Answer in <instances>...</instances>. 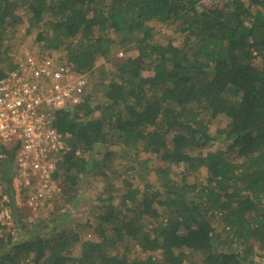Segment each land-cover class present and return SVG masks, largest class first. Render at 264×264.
Here are the masks:
<instances>
[{"label":"trees","instance_id":"16d2710c","mask_svg":"<svg viewBox=\"0 0 264 264\" xmlns=\"http://www.w3.org/2000/svg\"><path fill=\"white\" fill-rule=\"evenodd\" d=\"M45 19L46 49L62 51L76 75L90 74L85 101L55 121L71 140L57 173L72 186L68 201L94 168L120 173L116 153L98 158L111 146L124 150V188L84 227L60 230L48 219L32 238L13 240L15 216L29 211L14 200L17 148H5L0 182L15 212L0 236V264H264V0H0V79L16 68L18 27ZM151 23L176 24L182 44L159 43ZM119 48L138 55L95 70ZM139 153L161 163L144 191L131 175ZM173 166L185 174L179 182ZM81 229L97 242L81 241ZM130 250L145 257L133 261Z\"/></svg>","mask_w":264,"mask_h":264},{"label":"built area","instance_id":"2783aa9c","mask_svg":"<svg viewBox=\"0 0 264 264\" xmlns=\"http://www.w3.org/2000/svg\"><path fill=\"white\" fill-rule=\"evenodd\" d=\"M14 59L16 68L0 79V166L5 148L16 147L15 205L37 213L63 193L57 173L71 140L57 130V112L85 101L89 78L47 52L22 49ZM12 205L0 192V236L13 219Z\"/></svg>","mask_w":264,"mask_h":264},{"label":"rangeland","instance_id":"374dc122","mask_svg":"<svg viewBox=\"0 0 264 264\" xmlns=\"http://www.w3.org/2000/svg\"><path fill=\"white\" fill-rule=\"evenodd\" d=\"M204 2L210 4L209 1ZM46 21L47 19H45L38 25H34L33 23H30L29 20H26L22 25H20V27H18L15 38L10 43L11 53L14 55V57L22 49H28L31 51H40L47 53L53 52L56 59L62 62H66L64 53L62 51H56L51 48L46 49V42L39 38V34L42 32H46L48 29L47 25L45 24ZM150 27L152 29V33H154L156 40L159 43H173L175 45L182 44L183 35H181L177 31L178 27L176 26V24L171 25L151 23ZM114 39L115 38L113 37L110 40L111 43ZM120 52L123 53V56L119 55ZM137 55V52H129L125 48H119L115 51V54L113 56L109 58H99L95 66V70H100L101 68H104L106 70H114V66L117 63H120L121 60H124L129 56L136 57ZM87 75L89 77L90 74L87 73ZM222 122H220V124H222ZM211 127L214 128L215 125L211 123ZM220 147V145H215L210 149L197 150L195 151V153H197L199 156H206L207 153L217 151ZM122 149V147L111 146L107 150H102V156L98 157H112L113 154L116 153L117 155L116 157H114L112 167L114 170H116V167L120 169V173H109V170H107L106 168L97 167L96 169L94 168L93 170H91L90 177H84L81 175L79 182L77 183V192L75 193V197L71 200V202L68 201L69 195H67V193H70L72 191V186L71 184H69V186L65 184V178L63 175L59 176L60 184L63 188L62 195L57 196L50 202L51 204L37 213H28L25 211L26 215H24L23 220H20L19 211L17 213V215L19 216L14 215L16 217V221L18 222V224L16 225L18 230L13 231V240H24L27 238H32L33 232L38 227H42L44 224H46L48 222V219L49 221L52 219H57V222H60V224L57 223L59 225L58 229L60 230L73 231L78 228L77 226L84 227L86 223L94 222L95 215L98 213V208H100L101 211L105 213L104 209H107L111 198H113L114 204L118 203L120 200L119 192L124 188L121 177L124 176L127 171V164L125 160L121 161L119 159L120 157L126 158L123 155V152H121L124 151ZM138 159L141 162L139 164L141 166H137L138 168L131 172V175H133L137 180L136 183L140 186V190L144 191V186L146 185V183L150 181L151 183H156V175L151 171V168H155L161 163L157 159L153 158L150 153H139ZM143 167L146 169H144ZM101 171H106L105 173L110 176L111 180H103L102 175H100ZM170 171V177L178 182L181 181L182 177L185 175H182L180 168L176 166H173ZM194 176L198 177L199 182L205 181V178L207 176V169L203 166L200 167L199 172ZM193 180V175L187 176V181L189 182V184L193 183ZM0 192L9 196V191L6 188V185L2 182H0ZM19 208L23 210V207ZM154 212H149V214L155 215ZM39 222H42V224H38ZM78 236L81 241L90 240L91 242H97V237L95 236V231L93 229H81L78 232ZM122 254H124V251L121 248L120 255ZM162 255L163 254L161 251L155 253V256L158 259H160ZM128 256L133 261L145 257L141 252L136 250H132ZM256 256H259L258 252ZM258 261L262 264L259 258Z\"/></svg>","mask_w":264,"mask_h":264}]
</instances>
